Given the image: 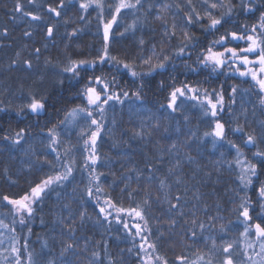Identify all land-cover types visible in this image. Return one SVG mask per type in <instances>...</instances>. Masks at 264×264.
<instances>
[{"label": "trees", "instance_id": "1", "mask_svg": "<svg viewBox=\"0 0 264 264\" xmlns=\"http://www.w3.org/2000/svg\"><path fill=\"white\" fill-rule=\"evenodd\" d=\"M248 56L264 0H0V264L239 257L245 216L264 229Z\"/></svg>", "mask_w": 264, "mask_h": 264}, {"label": "rangeland", "instance_id": "2", "mask_svg": "<svg viewBox=\"0 0 264 264\" xmlns=\"http://www.w3.org/2000/svg\"><path fill=\"white\" fill-rule=\"evenodd\" d=\"M111 26V25H109ZM258 50L253 49V51H249L252 56L256 55ZM252 56H248L244 63L247 65L256 66L255 68H259L261 71L264 72V57L260 56L257 58H253ZM223 55H215V59H221ZM94 140L91 141V149H94ZM47 184L40 186L36 189H34L33 192L23 197V199L19 201H13L10 202L12 207L15 208L19 221L21 223H25L28 218L34 214L38 199L40 195L45 190V186ZM246 221L249 224L247 230L243 232V236H245V239L240 240V250H244L243 253H239V257H234L235 253L234 250L231 251V247H228L225 249V258H226V264H264V229L260 226L258 223V219L256 218H250V216H245ZM261 219V218H260ZM263 220V219H261ZM264 223V222H263ZM239 238H235V244L239 245L238 242ZM151 246L148 245L147 250L150 249ZM150 252L148 256V261L146 264H164L162 261H159L156 259ZM233 255V256H232ZM232 256V257H231Z\"/></svg>", "mask_w": 264, "mask_h": 264}]
</instances>
